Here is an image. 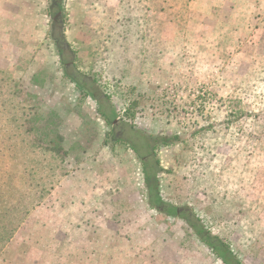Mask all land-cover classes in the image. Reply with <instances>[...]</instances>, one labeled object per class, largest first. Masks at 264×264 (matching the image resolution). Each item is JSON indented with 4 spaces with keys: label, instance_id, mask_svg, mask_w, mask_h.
<instances>
[{
    "label": "rangeland",
    "instance_id": "rangeland-1",
    "mask_svg": "<svg viewBox=\"0 0 264 264\" xmlns=\"http://www.w3.org/2000/svg\"><path fill=\"white\" fill-rule=\"evenodd\" d=\"M58 2L0 0V264H264V0Z\"/></svg>",
    "mask_w": 264,
    "mask_h": 264
},
{
    "label": "trees",
    "instance_id": "trees-1",
    "mask_svg": "<svg viewBox=\"0 0 264 264\" xmlns=\"http://www.w3.org/2000/svg\"><path fill=\"white\" fill-rule=\"evenodd\" d=\"M53 3H56V8H57L56 13H58L60 3L58 2V0H53ZM53 30H55L56 33L54 34V36H52V39H54L56 43L63 42V37H64L63 32L59 30V28L58 30L56 29ZM61 52L62 50L59 49V55L61 54ZM75 85L81 90V92L85 93L84 96L88 94L86 88L78 81H75ZM180 141L181 140L178 136H174L171 138H161V137L154 138V142L160 143V145L162 146H168L170 144ZM141 161L143 165L142 169L144 174V184L147 191L146 201L150 209L155 210L159 213H164L168 216H175V217L181 216L184 211H187V208L185 209V208H178L173 206H167V208L165 207V204L159 193L157 178L155 176L154 177L149 176L144 160L141 159ZM155 167L158 170H160L158 160L155 161ZM190 225L191 228L195 231L196 233L195 235L198 237V239H200L203 243H205L208 247H210L214 255L218 259H220L223 264H240L239 261L232 255L228 246H226L223 242L216 241L211 243L210 238H207L208 234L200 230L199 226L196 223H190Z\"/></svg>",
    "mask_w": 264,
    "mask_h": 264
},
{
    "label": "crops",
    "instance_id": "crops-1",
    "mask_svg": "<svg viewBox=\"0 0 264 264\" xmlns=\"http://www.w3.org/2000/svg\"><path fill=\"white\" fill-rule=\"evenodd\" d=\"M75 193L72 195V197L73 196H76V191H74ZM65 221H68V218L66 217L65 218ZM68 226V228H70L71 230H74L75 229V231H78L79 229H78V226H69V225H67Z\"/></svg>",
    "mask_w": 264,
    "mask_h": 264
}]
</instances>
